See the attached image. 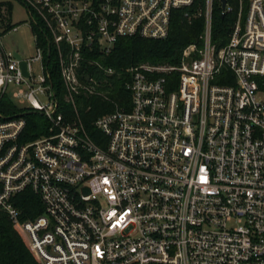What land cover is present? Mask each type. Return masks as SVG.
Instances as JSON below:
<instances>
[{
	"label": "built area",
	"instance_id": "built-area-1",
	"mask_svg": "<svg viewBox=\"0 0 264 264\" xmlns=\"http://www.w3.org/2000/svg\"><path fill=\"white\" fill-rule=\"evenodd\" d=\"M21 1L36 55L18 59L0 37V96L20 86L13 100L48 131L22 141L25 116L0 113V210L40 263L264 264V0L227 1L222 44L216 0ZM177 12L203 17L197 41L178 65L128 67L120 105L97 55L167 38ZM96 98L112 111L88 128L80 110ZM28 190L43 211L24 219L15 199Z\"/></svg>",
	"mask_w": 264,
	"mask_h": 264
},
{
	"label": "trees",
	"instance_id": "trees-1",
	"mask_svg": "<svg viewBox=\"0 0 264 264\" xmlns=\"http://www.w3.org/2000/svg\"><path fill=\"white\" fill-rule=\"evenodd\" d=\"M230 3L236 0H227ZM213 41L219 44L228 39L230 28L233 25L235 14H221V6L218 0L215 1L212 12ZM203 17H196L192 23H188L180 12L173 18L170 34L165 39L126 38L120 39L113 46L109 55H97L101 64L112 67L115 74L111 76L112 97L123 105L127 96L124 89V71L130 66L148 64L151 66H173L179 64V58L183 49L192 42H196L202 32ZM42 35L43 29L37 27ZM51 60V58H50ZM49 60V62H50ZM168 80L177 79L176 73L166 74ZM55 81V80H54ZM59 81H55L54 84ZM90 109L85 111L81 108L84 122L88 128L90 123L98 116L109 113L112 108L108 102L101 99H92ZM68 111V106H64ZM0 113L14 116L21 113L27 120V126L21 137L22 141L33 140L48 131V121L45 115L33 110L19 108L13 100L4 95L0 100ZM32 114H39V119L32 117ZM15 204L22 210V218H35L43 211L41 200L37 194L28 190L15 199ZM0 264H41L39 259L30 249L29 242L23 230L13 223L7 213L0 210Z\"/></svg>",
	"mask_w": 264,
	"mask_h": 264
},
{
	"label": "rangeland",
	"instance_id": "rangeland-1",
	"mask_svg": "<svg viewBox=\"0 0 264 264\" xmlns=\"http://www.w3.org/2000/svg\"><path fill=\"white\" fill-rule=\"evenodd\" d=\"M18 29L15 30L14 28ZM0 37L4 47L13 52H19L25 57L36 55V45L33 32V25L30 13L21 0H0ZM36 71H39V64L34 63ZM20 86L10 83L7 96L13 100L12 93ZM3 96H0L3 98ZM19 108L26 107V104H19L13 100ZM82 112H80L81 114ZM72 115V113H70ZM32 117L39 119V114H32Z\"/></svg>",
	"mask_w": 264,
	"mask_h": 264
},
{
	"label": "water",
	"instance_id": "water-1",
	"mask_svg": "<svg viewBox=\"0 0 264 264\" xmlns=\"http://www.w3.org/2000/svg\"><path fill=\"white\" fill-rule=\"evenodd\" d=\"M220 1H221V9H222V11H224L225 8H226L227 0H220ZM222 15H224V14L222 13ZM15 54H16V57H17L18 59H22V55H21L20 53L16 52ZM21 66H22V68H23V70H24V73H25L26 75H28L27 64H26V62H25L24 60L21 61Z\"/></svg>",
	"mask_w": 264,
	"mask_h": 264
},
{
	"label": "crops",
	"instance_id": "crops-1",
	"mask_svg": "<svg viewBox=\"0 0 264 264\" xmlns=\"http://www.w3.org/2000/svg\"><path fill=\"white\" fill-rule=\"evenodd\" d=\"M18 52V51H17ZM19 53V52H18ZM22 55V54H21Z\"/></svg>",
	"mask_w": 264,
	"mask_h": 264
}]
</instances>
